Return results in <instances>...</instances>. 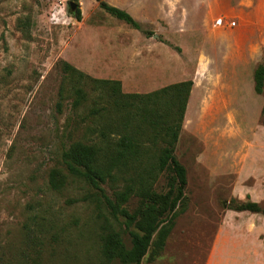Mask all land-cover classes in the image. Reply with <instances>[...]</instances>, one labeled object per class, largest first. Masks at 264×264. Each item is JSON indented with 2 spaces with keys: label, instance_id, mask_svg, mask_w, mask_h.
Listing matches in <instances>:
<instances>
[{
  "label": "rangeland",
  "instance_id": "obj_1",
  "mask_svg": "<svg viewBox=\"0 0 264 264\" xmlns=\"http://www.w3.org/2000/svg\"><path fill=\"white\" fill-rule=\"evenodd\" d=\"M104 1L140 28L96 0H0V264H119L101 254L112 219L100 191L62 159L94 139L89 100L74 105L67 65L120 80L124 92L193 81L173 151L186 168L185 199L163 249L151 245L141 264H264V215L232 208L264 207V91L253 80L264 43L234 33L242 0ZM142 139L141 166L153 170L160 144ZM116 174L101 184L110 197L135 179L133 167ZM153 187L166 189L164 173Z\"/></svg>",
  "mask_w": 264,
  "mask_h": 264
},
{
  "label": "trees",
  "instance_id": "obj_2",
  "mask_svg": "<svg viewBox=\"0 0 264 264\" xmlns=\"http://www.w3.org/2000/svg\"><path fill=\"white\" fill-rule=\"evenodd\" d=\"M96 1L118 20L140 28L124 9L104 0ZM75 17L81 18L79 9ZM66 70L76 82L74 105L89 100L90 131L94 139L91 143L72 144L63 151L62 159L69 173L85 179L100 191L99 202L111 216L112 220L106 217V226L100 235L103 258L119 264H141L151 245L156 252L163 249L179 213L177 208L185 199L186 168L173 151L193 81L180 80L143 93L124 92L120 80L92 78L69 65ZM253 80L255 91L262 93L264 63L255 68ZM261 122L264 126V102ZM142 135L160 144L153 170L141 166ZM128 167L134 168L135 179L121 188H112V197L108 196L101 184L115 181L116 173ZM160 173L166 177L164 191L153 187ZM135 197L137 203L129 209L127 203ZM232 208L264 215V207L255 201L239 202ZM123 233L127 234V240Z\"/></svg>",
  "mask_w": 264,
  "mask_h": 264
},
{
  "label": "crops",
  "instance_id": "obj_3",
  "mask_svg": "<svg viewBox=\"0 0 264 264\" xmlns=\"http://www.w3.org/2000/svg\"><path fill=\"white\" fill-rule=\"evenodd\" d=\"M241 7L234 33L244 35L252 44L264 43V0H242Z\"/></svg>",
  "mask_w": 264,
  "mask_h": 264
},
{
  "label": "built area",
  "instance_id": "obj_4",
  "mask_svg": "<svg viewBox=\"0 0 264 264\" xmlns=\"http://www.w3.org/2000/svg\"><path fill=\"white\" fill-rule=\"evenodd\" d=\"M215 23H216L217 25H220V26H221L222 23H223V19H222L221 17L216 18ZM229 24L232 26V25L235 24V22H234V21H230Z\"/></svg>",
  "mask_w": 264,
  "mask_h": 264
},
{
  "label": "water",
  "instance_id": "obj_5",
  "mask_svg": "<svg viewBox=\"0 0 264 264\" xmlns=\"http://www.w3.org/2000/svg\"><path fill=\"white\" fill-rule=\"evenodd\" d=\"M75 7H76V4H75L74 2H71V3H70V8L73 9V8H75Z\"/></svg>",
  "mask_w": 264,
  "mask_h": 264
}]
</instances>
